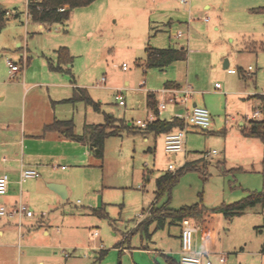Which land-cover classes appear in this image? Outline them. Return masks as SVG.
Here are the masks:
<instances>
[{
    "label": "rangeland",
    "instance_id": "374dc122",
    "mask_svg": "<svg viewBox=\"0 0 264 264\" xmlns=\"http://www.w3.org/2000/svg\"><path fill=\"white\" fill-rule=\"evenodd\" d=\"M0 3L9 11L20 12L18 17L8 14L0 30V94L14 102L20 99L16 107L20 116L38 113L37 102L39 106L48 100L51 104L48 91L55 87L40 85L41 81L65 80L86 87L101 105V110H95L78 101L73 114L76 131L82 132L86 121L103 122L105 113L135 124L153 114L145 103L146 91L152 90L161 100L166 79H185L187 75L197 90L194 99L211 113L208 128L187 126L184 151L175 155L165 150L163 133L154 136L137 127L136 131L106 137L102 158L85 143H78L79 148L73 143L59 145L61 155L50 168L53 181L63 184L67 195L49 207L44 198V192H52L48 187L33 193L34 203L27 204L33 216L14 215L11 232L0 236L1 243H10L0 245V264H40V260L42 264H171L160 250L177 240L180 226L176 219L167 215L159 222L160 218H154L147 230H134L155 199L157 177L169 170L170 163L177 168L187 159L196 164L182 172L171 191L159 200L170 208L195 203L201 197L207 206H220L251 190L263 189L264 141L244 135L240 122L264 118V100L254 96L264 94V14L251 9L263 5L264 0H189L188 4L177 0L166 4L163 0H94L72 8L68 21L47 27L28 17L26 0ZM166 5L184 14H169ZM174 31L184 35L174 37ZM252 41L256 49L250 50ZM178 43L188 46L187 61L174 62L165 69L149 67L143 73L147 44ZM60 45L67 46L73 56L70 72L46 68V56L56 58L54 48ZM8 59L24 64L16 76L9 72ZM29 59L27 87H22L13 80L26 70ZM226 59L228 67L224 66ZM229 67L237 72L228 73ZM34 81L39 82L32 85ZM215 81L220 82V90ZM119 91L125 104L116 99ZM71 106L59 105L57 111L72 117ZM184 111L183 104L168 102L159 116L169 118ZM213 149L216 153L208 154ZM38 178L43 179V173ZM6 218L1 215L0 222ZM16 219L24 223L22 236ZM263 242L264 209L260 203L231 217L219 210L208 236L203 238L200 230L193 236L195 250L209 245L207 256L212 264H264ZM28 243L48 245L31 248ZM174 256L180 259L179 254Z\"/></svg>",
    "mask_w": 264,
    "mask_h": 264
},
{
    "label": "crops",
    "instance_id": "0c3cea01",
    "mask_svg": "<svg viewBox=\"0 0 264 264\" xmlns=\"http://www.w3.org/2000/svg\"><path fill=\"white\" fill-rule=\"evenodd\" d=\"M163 1H164V4H166V2L169 0H163ZM177 1H179V0H177ZM27 3H28V0H26V4ZM179 3L182 4V2H180V1H179ZM166 6H167L166 9L169 11V14H175L176 16L177 15L179 16L180 14L181 15L184 14L183 12H178L179 10L172 11V9L170 8L169 5H166ZM206 6L208 7L209 5H206ZM123 7H125V6H123ZM146 8H150V7H146ZM253 8L254 7H252L251 9L253 10ZM15 12H18V11H16V10L15 11H9V14L13 15ZM256 12H261V11H256ZM261 13L264 14V12H261ZM187 18H188V16H187ZM38 22H39L40 26L45 25V27H47L48 24H51V23H46V22H41V21H38ZM178 32L179 31H174L173 33H171V35H173L174 37H180V36L184 35V33L182 31H181L182 35H177ZM188 35L189 34L187 33V38H186L187 42L189 41ZM254 42L255 41L251 42L252 47H250L248 49H250V50L252 48L256 49ZM18 44L20 45V42ZM61 46H65V45H60L59 47H61ZM153 46H156V45H153ZM166 46L185 47L187 49L186 58L176 60L174 62L187 61L188 56H189V49H188V46L186 44L178 43V45L168 44ZM166 46H157V47H166ZM59 47L54 48L56 58L46 56V68L49 71L69 72L67 70L53 69L49 65V62H52L53 64H56L58 62L57 61V59H58L57 50ZM43 52H42V54H43ZM174 62H172V63H174ZM141 64L143 66V73L146 74L147 69L149 67H145L144 59H143ZM171 64H169V65H171ZM228 64H229V62H228ZM70 65L71 64L67 63L64 66L68 67ZM169 65H167V66H169ZM23 66H24V64H23ZM25 66H26V70L21 72V75L19 78H17L16 80H13V83H16L17 85H20L22 87L23 86L27 87L26 79L28 76V72L30 70V59L25 62ZM166 67L160 68V69H165ZM227 67H228V65H227ZM230 68H232V67H230ZM249 69H250V66H249ZM240 70H242L243 72L245 71V69L242 67H240ZM18 72L19 71H17L13 76H16ZM227 72L228 73H236L237 71L229 72L227 70ZM183 79H176V78L166 79L163 82V88L162 89L166 88V89H168V91L165 92V94L162 93V91H161V96H162V98H164L166 100L169 96H171L173 94V90L183 88L187 84L190 85L193 89L191 95L186 99V101L171 102L175 106L183 104L185 111H184V113L175 112V114L169 118H172L173 116H179V117L183 118V116L185 115L187 110H190L194 105L198 104L197 101L194 99V95H193L194 93H197V90L193 86V84L190 82L189 75H187L184 79L186 84L183 82ZM38 82L39 81H34L31 84L35 85V84H38ZM215 82H217V81H215ZM215 82H214V86H215ZM40 83H43V84H40ZM40 83H39L40 85H44V84L47 85L48 84V86L55 87V89L53 91H48L49 92V99L52 101L51 104L49 103V100L45 103L42 102L43 104L41 106H39V102H37V104H35V106H36V108H38V111H37L38 113H36L34 115L32 114V115L27 116L25 113H23V115L20 116L19 114L16 113L17 105L21 104L20 99H18V102H16V101L14 102V99H12L11 97L7 98V97H5L6 96L5 94H3V93L0 94V175L3 173H7L9 175V179H10L7 192L4 194H0V203H2V202L5 203L6 206L8 205L9 208L14 206L18 202H24L28 205L34 203V201H33L34 194L33 193H37L40 187H48V189H50V191H52V192L42 191V192H44V198L46 196V201H47L46 205H48L49 207H52L57 202L58 197H60V196L65 197L67 195V192H68L67 188H61V191L63 192V195H64L63 196L60 192L51 188V186H50L51 183L55 182V181H53L54 179H52L53 178L52 177V169L50 168V166L61 155V153L59 152L60 150L58 149L59 145L73 143L72 144L73 147L79 148L80 144H78V143H85V145L88 147L89 151L92 152L90 145H89V142L78 140L76 138L70 137L69 135L66 134L65 129H60V128H58V129H45V126L47 124H50L54 120H57V119L58 120L72 119L74 122V132L76 134L81 135L84 132L85 126L88 123H101V122H88V121H86L83 125L82 132L76 131V129H75L76 123L74 121V115L73 114H74L75 110L78 109V107H79L77 104L78 101H83V100H78L75 102L67 101V99L72 96L74 89L78 86V85H76L75 81L67 82L65 80H52V81H45V82L41 81ZM125 83H128V81H126ZM215 88L220 90V87L218 88L215 86ZM48 90H49V87H48ZM148 91H152V90H148ZM148 91H146L145 103H146L147 108L150 109L148 104H147V92ZM198 92H200V91L198 90ZM155 95H156V93H155ZM261 95L264 96V94H262V93L254 94L255 97H261ZM156 98L158 101L160 100V99H158L157 95H156ZM262 99L264 100V97H262ZM125 103H126V101H125ZM66 104L72 105L71 108H68L69 112L72 114L70 116H72V117H67L69 115H60L57 111V107L59 105H66ZM31 105L32 104L30 103V107H31ZM86 105H88V104H86ZM22 106H23L22 107L23 110L26 112V108H27L26 97H24V99H23ZM90 106H92V105H90ZM70 113H68V114H70ZM153 115H154V113H153ZM251 119H255V118H251ZM251 119L248 120L247 124L242 122V121L240 122L241 131H242V128L244 126L249 125V121ZM137 120L135 123L136 126L133 122H127V123L130 125L133 124L135 127H138ZM141 132H143V131H141ZM163 134L165 135V133H163ZM154 136H156V134H154ZM69 139H71V140H69ZM71 141H75V142H71ZM76 152L77 151H75L74 154H76ZM187 160H189V159H187ZM189 161H191V160H189ZM25 167H32V168L37 169L39 171V175L36 177H29L32 179L30 181H28L27 180L28 178H27L26 179L27 181L25 180V181L21 182L20 181V172ZM41 173H43V175H44L43 179L38 178L41 176ZM45 183L47 186H45ZM148 213H149V207L145 211H143L142 216H141V220ZM13 217H15V216L14 215H12V216L8 215L5 221L0 222V236H5V234H8L9 232H11L12 224H10L11 223L10 221H11V218H13ZM24 217H30V216H24ZM18 218H20V217H18ZM21 218H23V217H21ZM20 220L21 219H19V220L16 219L15 224L18 227L19 235L22 236L23 234L21 232V228L24 226V223L21 222ZM141 220H139V221H141ZM139 221L137 220L135 227H134V230H136L135 228H136V225ZM177 221L179 222V226H180L179 231H178V235H177V240H175V242H170L168 245H166V249H162L164 251L160 250V252L163 255H165V257L170 256V257H172V259L176 260V262L174 263V262H171L170 260L167 259L171 264H179L178 263L179 260L174 256V254L180 255L181 221L180 220H177ZM30 225H32L34 227V224H30ZM29 228L30 227H28V229ZM199 230L201 231V229H199ZM44 232L47 233V230L45 229ZM208 233L203 234L201 231V235L203 238H205L206 234L208 236ZM126 238H127V236L124 235V239H126ZM9 244L10 243H8V242H2V243L0 242V245H9ZM47 245L48 244H40V245L35 244L34 245L33 243H28V246L31 248L42 247V246L45 247ZM124 249L125 248L123 247V250ZM146 250L150 251L148 247L146 248ZM197 251L205 252L207 254L208 252H210V247L207 244L204 247V249L197 250ZM39 263L42 264V261L40 260Z\"/></svg>",
    "mask_w": 264,
    "mask_h": 264
},
{
    "label": "trees",
    "instance_id": "16d2710c",
    "mask_svg": "<svg viewBox=\"0 0 264 264\" xmlns=\"http://www.w3.org/2000/svg\"><path fill=\"white\" fill-rule=\"evenodd\" d=\"M94 0H28L27 13L35 21L46 23L66 22L70 18L72 8L90 4ZM63 8V9H62ZM254 11L264 12V4L253 8ZM20 12H15L13 16L18 17ZM9 10L0 8V30L5 26L9 19ZM145 67L164 68L172 62L180 59H185L187 49L185 47H157L147 44L145 47ZM57 63L49 62L51 68L56 70H67L70 72L73 56L70 54L67 46H61L57 50ZM261 97H264L261 95ZM83 100L86 104L92 105L95 110H101L100 102L95 100L89 93L86 87L77 86L73 94L67 101L75 102ZM147 104L154 113L155 118L148 123L146 127H137L143 132H153L154 134L166 133L168 131L181 128L185 122L182 117L173 116L172 118H160L158 100L152 91L147 92ZM65 129L66 134L78 140L89 142L92 153L102 158L104 155V144L106 137L110 135H120L123 131H136L133 124H128L124 118L114 116L111 113H105V120L101 123H88L85 126L84 132L79 135L74 132V122L72 119L54 120L47 124L45 129ZM242 133L246 136L258 137L264 141V118L251 119L249 125L242 128ZM264 162V161H263ZM196 166L194 160H186L176 170H168L160 174L156 179L155 200L149 206V213L142 218L136 225V230H147L150 222L154 218H160L159 222L167 215L172 216L176 220H182L184 217L194 219L201 226L203 234L210 232L216 225L217 213L221 210L226 217H231L236 214H242L248 207L260 203L264 209V185L262 190H251L244 197L227 204L220 206H207L202 201L186 204L179 208H170L166 203H159V200L166 192H170L173 185L178 180L179 175ZM264 177V169H263ZM100 213L98 210H94ZM261 251L264 252V242L261 245ZM171 262H176L170 256H166Z\"/></svg>",
    "mask_w": 264,
    "mask_h": 264
},
{
    "label": "built area",
    "instance_id": "2783aa9c",
    "mask_svg": "<svg viewBox=\"0 0 264 264\" xmlns=\"http://www.w3.org/2000/svg\"><path fill=\"white\" fill-rule=\"evenodd\" d=\"M184 4H188L189 0H179ZM63 9V8H62ZM30 17V14H28ZM208 19V16L206 17ZM177 35H182V32L179 31ZM7 65L9 67V72L11 75H14L17 71H19L23 65L15 62L11 59L7 60ZM122 68L126 70L128 68L127 64H123ZM229 72H235L236 69L228 68ZM102 80H105L103 77ZM216 87H221L220 82H215ZM162 93L168 91V89L164 88L161 90ZM193 89L190 85H185L183 88H179L173 90V94L166 99L162 98L158 101L159 111L163 108H166L168 102H179L186 101V99L191 95ZM116 99L120 104L125 103V99L123 94L119 91L115 94ZM257 114V111H255ZM155 116L152 114L147 117L146 120H137V124L140 127H146L150 121H152ZM184 126L181 128H177L171 131H168L164 135V147L165 150L169 153L175 155L180 151H184L185 144V136L187 131V126L194 125L201 128H208L211 123V113L209 109L205 105H194L190 110H187L185 115L183 116ZM216 153V150L213 149L208 154L212 155ZM170 170H176L177 167L173 164H169ZM39 175V171L32 167H25L20 172V181H25L29 177H36ZM9 175L7 173H3L0 175V194H4L7 192L9 187ZM0 215L12 216L17 215L18 217L23 216H32L33 211L29 208V206L24 202H18L12 207H8L5 204H0ZM201 229L199 223H197L194 219L190 217H184L181 220V233H180V259L178 261L179 264H212V260L207 256L205 252H200L194 249L193 246V236L196 231ZM221 262L224 261V256H221L219 259Z\"/></svg>",
    "mask_w": 264,
    "mask_h": 264
},
{
    "label": "water",
    "instance_id": "95a60500",
    "mask_svg": "<svg viewBox=\"0 0 264 264\" xmlns=\"http://www.w3.org/2000/svg\"><path fill=\"white\" fill-rule=\"evenodd\" d=\"M1 7H3V5L0 3V8ZM227 65H228V60L226 59L224 62V66L227 67ZM50 186H51V188L57 190L58 192H60L63 195V192L61 191V188H65L63 184L54 182V183H51Z\"/></svg>",
    "mask_w": 264,
    "mask_h": 264
}]
</instances>
